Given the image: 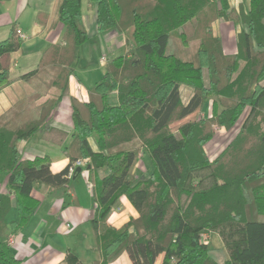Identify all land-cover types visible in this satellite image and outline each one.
I'll list each match as a JSON object with an SVG mask.
<instances>
[{"label": "trees", "instance_id": "obj_1", "mask_svg": "<svg viewBox=\"0 0 264 264\" xmlns=\"http://www.w3.org/2000/svg\"><path fill=\"white\" fill-rule=\"evenodd\" d=\"M92 1L97 30L132 29V45L107 60L102 77L88 88L87 100L68 95L79 49L89 37L82 0H57L62 41L46 47L36 67L22 75L36 80L27 105L0 115V172L7 173L16 206V217L8 220L13 203L8 194L0 195V264H22L9 237L39 207L33 187L44 183L48 196L64 198L71 179L81 172L76 166L68 178L69 168L81 159L94 183L91 223L100 253L95 264L112 262L122 252L131 264H155L160 254V264H264V0H247L237 9L228 0ZM48 16L39 11L36 20L44 25ZM219 17L242 25L235 53H225L213 32ZM188 25H194L198 49L196 56L181 58L168 45L174 36L184 43ZM21 44L14 28L0 41V89L10 82V56ZM183 84L190 87L185 102ZM65 98L74 117L72 141L65 147L69 162L52 172L51 155L26 158L17 144L53 128L50 114ZM205 101L211 102L210 113L187 119ZM246 107L239 131L210 160L204 146L214 128L230 129ZM175 119L187 120L174 132L169 123ZM90 136L96 150L89 145ZM141 149L152 163L144 178L130 173ZM123 195L138 215L114 227L107 220ZM115 217L113 213L110 220ZM208 230L222 240V262L201 242ZM63 264L82 263L67 251Z\"/></svg>", "mask_w": 264, "mask_h": 264}, {"label": "crops", "instance_id": "obj_2", "mask_svg": "<svg viewBox=\"0 0 264 264\" xmlns=\"http://www.w3.org/2000/svg\"><path fill=\"white\" fill-rule=\"evenodd\" d=\"M247 0H228L230 8H236L239 2ZM57 0H5L0 1V41L8 37L11 28H18L24 35L21 47L11 53L9 66L10 82L0 89V115L11 107L25 106L28 96L35 92L36 80L29 81L22 75L33 70L45 50L52 43L62 41L63 24L56 20ZM39 11L49 14L46 23L40 24L36 20ZM81 18L88 34V40L79 49V59L75 66V73L69 78L68 95L85 101L88 99V88L96 81L92 78L105 62H94V54L100 48L108 53L118 55L126 52L130 46L129 38L132 29L125 32L109 30L99 32L96 23V2L82 0ZM223 23L228 33L217 32L225 53L237 51V32L239 25ZM18 36V35H17ZM82 52V53H80ZM81 54V56H80ZM105 59L110 57L102 56ZM82 62V69L80 62ZM82 72V73H81ZM201 112L205 116L208 106ZM31 112L28 109L24 114ZM194 114V113H193ZM192 115V114H191ZM190 115V116H191ZM46 131L35 134L30 139L20 140L17 144L23 157L31 158L49 154L52 157L50 169L58 172L69 162L65 155V147L72 141L71 132L74 117L71 113L69 99H63L50 114ZM224 130V129H221ZM93 150L97 145L93 136L88 137ZM91 180L88 169L82 168L79 175L71 179V187L63 197L48 196L49 186L37 183L32 189V195L40 201L39 207L29 222L11 234L10 246L22 264H63L67 251L73 252L82 264H95L100 260V253L96 246V230L91 219L94 216L96 200L94 192L89 193L86 183ZM8 194L13 203L8 220L16 217L14 195L9 191L7 173L0 172V195ZM115 213L114 221L110 220ZM137 211L126 196H121L114 205V210L108 217V223L120 227L130 216L136 217ZM160 254L155 264H160ZM107 264H131L126 252Z\"/></svg>", "mask_w": 264, "mask_h": 264}, {"label": "rangeland", "instance_id": "obj_3", "mask_svg": "<svg viewBox=\"0 0 264 264\" xmlns=\"http://www.w3.org/2000/svg\"><path fill=\"white\" fill-rule=\"evenodd\" d=\"M240 3H245V2L244 1L239 2L238 5L236 6V9L238 8ZM226 21H229V20H226L222 17L217 18L212 25L213 32L215 34H217V32L228 33L229 30L225 27V25H223V23H225ZM228 25H230L229 27L235 26V24H233L231 21H229ZM241 26L242 25H239L240 28H241ZM193 27H194V25H192V26L188 25L184 28L185 39H186L184 43L178 37L174 36L172 38L170 44L168 45V50L177 52L181 58H191V57L196 56L197 49H198L197 44H198L199 38L197 37V35H196V37L194 36ZM220 43H221V41H220ZM236 44H237V42H236ZM80 53H82V52H80ZM80 56H81V54H80ZM102 56H105V57L107 56V57L111 58L115 55L108 53L107 49H103V48L100 49L99 48L93 56L94 62L98 64L99 60L101 58H103ZM82 62L83 61L80 62L81 63L80 67L82 66ZM104 62L106 64L107 59H105ZM81 69H82V67H81ZM102 72H103V66H101V69L99 71H97V73L94 74V76H92V78H95V80H99L103 75ZM189 91H190V87L183 84L181 87V97H182L183 102L186 101V98L188 97ZM26 103H28V99L26 100ZM206 105L208 106V111H207V114L205 116H207L210 113L211 102L205 101L204 106H203L204 109H205ZM18 107L23 108L25 106H18ZM263 110H264V108H263ZM248 111H249V107H246L244 109V111L241 113L239 119L235 122V124L230 129H226L224 127H215L214 128V133H215L214 137L208 143H206L204 146L206 154L210 160L214 159L218 155V153L236 135V133L239 131L241 125L244 123V121L248 115ZM27 113H30V111ZM205 116L202 114L201 109H199V110H197V112H195L194 114L189 116L187 119H196V118L205 117ZM187 119H183V120L175 119V120H173L171 123H169L170 130H172L174 132L177 131L178 126ZM221 129H224V130H221ZM81 160L83 161L82 163L86 162V160H83V159H81ZM84 166H85V164L82 167H84ZM151 170H152L151 160L148 157L146 150L141 149L138 152L136 159H135V162L130 169V173L132 175L138 177V178H144V177L148 176V174L150 173ZM92 184H93V188H94V183L92 182ZM260 218L262 220H264V215L260 216ZM201 242L207 243L214 250L216 259H218L220 262H222L224 260L225 253H226L225 248H224V245L222 243L220 236L215 231L208 230V231L203 232L201 234Z\"/></svg>", "mask_w": 264, "mask_h": 264}, {"label": "built area", "instance_id": "obj_4", "mask_svg": "<svg viewBox=\"0 0 264 264\" xmlns=\"http://www.w3.org/2000/svg\"><path fill=\"white\" fill-rule=\"evenodd\" d=\"M16 30V34L19 36V38H24V35L21 34L20 30L18 28L15 29ZM105 58H102V61H104ZM83 161L81 160H77L74 165L72 167L69 168V171H68V178H71L74 174V171H75V167L76 166H80L82 167L85 163H82ZM86 187L89 191V193H92L93 192V184L91 182V180H89L87 183H86Z\"/></svg>", "mask_w": 264, "mask_h": 264}, {"label": "water", "instance_id": "obj_5", "mask_svg": "<svg viewBox=\"0 0 264 264\" xmlns=\"http://www.w3.org/2000/svg\"><path fill=\"white\" fill-rule=\"evenodd\" d=\"M76 171L79 173L81 171V168L80 167H77L76 168Z\"/></svg>", "mask_w": 264, "mask_h": 264}]
</instances>
